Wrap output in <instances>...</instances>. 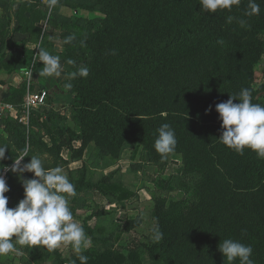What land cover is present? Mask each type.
I'll return each mask as SVG.
<instances>
[{"label":"trees","instance_id":"trees-1","mask_svg":"<svg viewBox=\"0 0 264 264\" xmlns=\"http://www.w3.org/2000/svg\"><path fill=\"white\" fill-rule=\"evenodd\" d=\"M31 1L37 0H21L15 15L18 25L8 27L7 15L2 20L5 25H0V67L7 73L24 66L28 51L24 40L15 41L14 34L37 29L35 21L40 17L35 6H29ZM254 2L260 8L258 15L247 14L250 0H241L231 11L215 13L203 11L200 0H95L79 4L100 10L105 17L100 25L95 23L97 33L93 36L98 46L93 51L101 63L98 74L72 84L69 90L74 118L84 129H95L113 142L127 141L135 150L147 149L150 159L156 161L160 159L154 148L157 130L168 123L177 139L174 153L181 156L180 172L158 180L161 191L155 194L151 210L155 224L152 237L128 252L115 247L106 236L99 237L102 244L98 246V229L85 221L84 231L93 240L82 253L87 264H143V252L154 264H228L218 247L224 239L251 245L254 264H264V159L247 148L240 155L219 141L222 128L215 108L230 94L239 96L242 89L251 90L252 103H264V94L259 96L264 91L255 88L253 79L264 54V0ZM228 17H232L231 22ZM242 20L245 26H241ZM85 37L84 43L77 44L78 50L91 43L92 37ZM16 43L21 50L3 61L8 47ZM8 87L4 99L19 111L25 83ZM14 117L9 111L1 115L0 127L6 133L0 134V146L7 147L5 158L0 160V175L5 171L8 183L18 182L19 186L21 173L10 171L12 163L28 146L29 155L21 161L22 167L38 150V144L47 148L48 142L33 129L27 134ZM88 137L85 132L79 135L72 131L68 146L75 139ZM83 167L73 182L75 192L111 189L119 200L133 195L120 183L90 180ZM5 195L8 204L11 197H21L15 191ZM157 233L163 234L158 242L154 239ZM25 248L35 264H81L73 248L68 255L60 249L49 252L43 246ZM233 264H239V259Z\"/></svg>","mask_w":264,"mask_h":264},{"label":"rangeland","instance_id":"rangeland-1","mask_svg":"<svg viewBox=\"0 0 264 264\" xmlns=\"http://www.w3.org/2000/svg\"><path fill=\"white\" fill-rule=\"evenodd\" d=\"M15 1L19 2L15 13L12 6L5 8L9 19L7 26L10 28L19 24V20H15L14 16L21 6V0H13V2ZM94 1L65 0L62 3L59 2L57 7L53 9L51 17H49L48 8L42 0L31 1L32 4H29L30 7L35 6L34 9L38 12L40 18L35 21L37 29H34V32H28V36L24 40L25 46L31 45V49L25 53L27 62L23 72L25 73L28 70L39 74L42 71V62L37 59L36 63H33V57L37 56L39 51L36 49L37 46L46 49L52 55L59 56L63 71L59 77L41 76L40 82L45 85L40 87L36 85L28 86L25 83L22 101L28 87L32 91L46 88L48 98L44 108L39 109V111L33 110L28 121L21 122L19 120V122L24 125L27 134L33 129L38 137L43 136V140L48 142L47 148L38 144L36 147L38 150H35L33 154V156H38L43 160L46 169L57 166L62 167L64 173L73 183L74 180L79 179L81 167L86 166V168H83L86 169L87 177L90 180L99 181L104 179L107 184L120 183L132 190V196L121 200L117 199L116 191L111 189H105L102 192L94 190L78 191L75 192L74 196L69 197L74 220L81 225L86 221L92 227L98 229L96 245L101 246L102 242L99 237L106 236L111 238L110 240H112L115 247L118 246L119 249L128 252L131 248L139 249L138 247H141L142 242L146 243L152 237L155 224L151 210L154 205L155 194L157 191H161L158 180L161 177L167 178L170 174L180 172L181 156L172 153L166 159H162L157 152L160 159L158 161L151 160L147 149L139 147L135 150V147L127 141L122 143L113 142L108 136H100L95 129L87 130L86 127L84 129L78 119L74 118L69 103L71 97L69 90L72 84L95 78L101 65L93 51L98 50L93 36L97 33L95 23L101 24V19L105 17L104 13L98 9L79 6L82 2L91 3ZM23 7L22 9L25 8ZM9 15H12L13 18ZM3 25H5V21H2L1 26ZM23 25L28 26L26 22ZM70 34L75 35L76 42L64 43L65 38ZM85 34L92 37L91 43L85 44V49L78 50L76 46L85 42ZM261 37L264 38V33ZM15 48L16 51L21 50L18 43H16ZM69 60L75 61V64L67 63ZM81 67H87L89 75L86 78L78 75L73 77L71 74L77 72ZM256 67L253 76L256 83L255 88L258 87L264 91V54ZM259 94L261 97V94L264 93ZM262 104L264 105V103ZM72 131L79 135L84 132L89 134V141H83L88 138L75 139L72 146H68L69 141L67 140L69 133ZM58 143L63 146L60 147ZM30 160L31 156L27 161H23V164L30 162ZM19 176L21 179L19 186L18 182L16 185L13 184V181L10 185L8 179L5 178L9 192L14 193L15 191V194L21 195V197L13 196L14 198H10L9 208H15L24 197L22 178H33L34 174L24 172ZM17 186L19 190H16ZM172 194L179 196V192H173ZM128 219L131 220L128 221ZM117 233L119 237L116 239ZM92 242L91 239V244ZM25 247V245L17 243L15 251L0 257V264H34L29 259ZM71 248V245H62L59 249H62L63 253L68 255ZM51 263V261H48L45 264ZM143 264H154V261L149 259V256L144 252Z\"/></svg>","mask_w":264,"mask_h":264},{"label":"clouds","instance_id":"clouds-1","mask_svg":"<svg viewBox=\"0 0 264 264\" xmlns=\"http://www.w3.org/2000/svg\"><path fill=\"white\" fill-rule=\"evenodd\" d=\"M42 2L46 4L51 17L59 0ZM240 2L241 0H200V6L205 12L215 13L217 10L231 11L232 7L238 6ZM259 12V5L250 0V12L247 14L258 15ZM231 20L232 17H228V21ZM245 23L240 21L241 26H245ZM74 39L75 36L69 35L64 43L70 44ZM36 49L39 51L37 56L33 57V63L38 59L43 65L39 75L59 77L63 71L60 57L52 55L42 47L37 46ZM67 63L75 64V61L69 60ZM26 75L31 78L32 72L29 71ZM71 75L86 78L89 70L87 67H81ZM235 99H238L239 103H234ZM215 108L219 113L222 128L219 141L240 155H243L247 148L255 152L258 158L264 159V105L252 103L251 90L242 89L239 96L230 94L228 100L216 104ZM157 131L154 148L162 159H166L176 149L175 131L168 123L162 124ZM6 147L0 146V160L5 158ZM29 151V147L25 146L10 169L12 172L34 174L33 178H22L24 197L15 208L7 206L8 197L5 193L9 191V187L5 178L0 176V257L15 251L17 243L29 247L43 246L49 252L59 249L62 245H71L81 264H87L88 258L82 253L91 245V239L86 235L83 226L74 220L69 204V197L75 195L74 184L62 167L46 169L43 160L38 156L31 155L30 162L21 167V161L29 155ZM162 235L157 233L155 241H160ZM218 247L228 264H233L237 259L239 264H254L250 258L253 253L251 245L224 239Z\"/></svg>","mask_w":264,"mask_h":264},{"label":"crops","instance_id":"crops-1","mask_svg":"<svg viewBox=\"0 0 264 264\" xmlns=\"http://www.w3.org/2000/svg\"><path fill=\"white\" fill-rule=\"evenodd\" d=\"M18 5H19L18 1L13 2V0H0V25H1V21L4 19V17H6L5 15H6V10L7 9H5V8L7 6H12L13 7V12L15 13V10L18 8ZM12 18H13V16H12ZM0 28H1V26H0ZM27 34H28L27 31L24 32V33L17 31L14 34V40L17 41V42H19L21 40H25L26 37H27ZM15 47H16L15 44L8 47V50H7L8 52L2 58L3 61H8L10 59V55L16 51ZM26 48L28 50L31 49V45H28V46L26 45ZM0 58H1V56H0ZM26 62H27V58L25 56L24 67L20 68L17 71L12 72V73H7V69L6 68L0 67V81L4 80V82H5V83L0 82V103L6 102L4 98L8 94V91H9L8 90L9 89L8 84L15 85V84L20 83L21 81H23L27 85L29 84V86L30 85H32V86L36 85V86L40 87L41 85H45V84L40 82L41 76L37 72H35V73L32 72V77L31 78H29L26 75V73L29 72L28 70L25 73L23 72V69L25 68ZM1 115H2V113H0V121H1ZM12 115H14V113H12ZM2 133H6V132H4L3 129L0 127V134H2ZM60 251H62V249H60Z\"/></svg>","mask_w":264,"mask_h":264},{"label":"built area","instance_id":"built-area-1","mask_svg":"<svg viewBox=\"0 0 264 264\" xmlns=\"http://www.w3.org/2000/svg\"><path fill=\"white\" fill-rule=\"evenodd\" d=\"M29 86V84H28ZM28 87V91L25 94V98L21 104L19 111L15 110V107L10 102L0 103V113L7 111L14 113L15 117L21 122L29 120L33 110L40 108L47 103L48 90L46 88H40L35 91ZM5 178V171L0 175Z\"/></svg>","mask_w":264,"mask_h":264}]
</instances>
